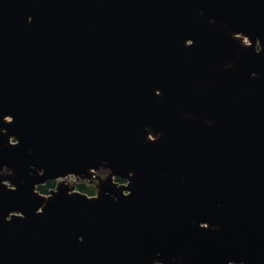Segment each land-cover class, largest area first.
<instances>
[{"label": "water", "instance_id": "obj_1", "mask_svg": "<svg viewBox=\"0 0 264 264\" xmlns=\"http://www.w3.org/2000/svg\"><path fill=\"white\" fill-rule=\"evenodd\" d=\"M0 264H264V0H0Z\"/></svg>", "mask_w": 264, "mask_h": 264}, {"label": "trees", "instance_id": "obj_2", "mask_svg": "<svg viewBox=\"0 0 264 264\" xmlns=\"http://www.w3.org/2000/svg\"><path fill=\"white\" fill-rule=\"evenodd\" d=\"M120 182H123L122 180H118ZM56 186V182H50L48 183L47 185L45 186H41L39 188V190L42 192V193H45V194H48L50 192V190L52 188H54ZM79 190L83 191V192H87V193H90V194H93L94 193V188L93 187H90L88 185H81L79 186Z\"/></svg>", "mask_w": 264, "mask_h": 264}, {"label": "flooded vegetation", "instance_id": "obj_3", "mask_svg": "<svg viewBox=\"0 0 264 264\" xmlns=\"http://www.w3.org/2000/svg\"><path fill=\"white\" fill-rule=\"evenodd\" d=\"M82 182H86V181H77L76 179H75V183L77 184V186H81V185H83V183ZM88 183V182H87ZM57 184V183H56ZM88 186H90V187H93L94 188V193L93 194H90V193H87V192H84V193H87V194H89V195H95L96 193H97V187H96V185H90L89 183H88ZM56 187V186H55ZM54 187V188H55ZM54 188H52V189H54ZM78 188V187H77ZM51 189V190H52ZM81 191V190H80ZM83 192V191H82Z\"/></svg>", "mask_w": 264, "mask_h": 264}, {"label": "rangeland", "instance_id": "obj_4", "mask_svg": "<svg viewBox=\"0 0 264 264\" xmlns=\"http://www.w3.org/2000/svg\"><path fill=\"white\" fill-rule=\"evenodd\" d=\"M71 183H75V179H72V180H71ZM82 183H83V185H88L87 182H82ZM77 187H78L77 189L79 190V186H77Z\"/></svg>", "mask_w": 264, "mask_h": 264}]
</instances>
